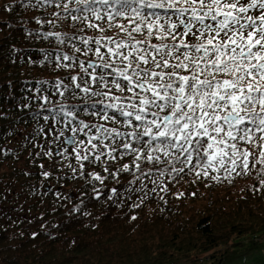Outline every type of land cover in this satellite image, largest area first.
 Listing matches in <instances>:
<instances>
[{
    "label": "snow or ice",
    "instance_id": "snow-or-ice-1",
    "mask_svg": "<svg viewBox=\"0 0 264 264\" xmlns=\"http://www.w3.org/2000/svg\"><path fill=\"white\" fill-rule=\"evenodd\" d=\"M17 6L40 11L32 17L40 30L29 35L52 44L29 62L50 65L55 75L17 106L35 111L37 125L25 140L32 159L45 161L40 175H52L47 162L67 168L99 182L109 201L121 196L109 179L131 177V193L149 196L187 174L213 182L264 176V0ZM6 116L0 111V121ZM0 135L16 138L13 129ZM9 154L0 144V156ZM93 193L105 196L101 188Z\"/></svg>",
    "mask_w": 264,
    "mask_h": 264
},
{
    "label": "trees",
    "instance_id": "trees-1",
    "mask_svg": "<svg viewBox=\"0 0 264 264\" xmlns=\"http://www.w3.org/2000/svg\"><path fill=\"white\" fill-rule=\"evenodd\" d=\"M0 5L13 9L0 8V111L7 113L0 133L13 129L16 136L0 135V144L14 150L0 156V181L18 184L42 203L30 215L0 222V264H264V176L255 172L233 174L231 182L187 174L169 182L167 192L157 188L149 196L131 193V177L109 179L108 187L121 193L111 201L99 182L74 178L51 162L52 175H40L45 161L32 159L25 140L37 125L35 111L17 106L55 75L50 65L29 62L40 61L52 44L29 35L40 30L32 19L40 11L17 0ZM93 187L105 196L94 199ZM76 205L80 212L71 211Z\"/></svg>",
    "mask_w": 264,
    "mask_h": 264
},
{
    "label": "rangeland",
    "instance_id": "rangeland-1",
    "mask_svg": "<svg viewBox=\"0 0 264 264\" xmlns=\"http://www.w3.org/2000/svg\"><path fill=\"white\" fill-rule=\"evenodd\" d=\"M41 206V202L35 203L33 196L18 184L0 181L1 223H10L21 216L30 215Z\"/></svg>",
    "mask_w": 264,
    "mask_h": 264
}]
</instances>
